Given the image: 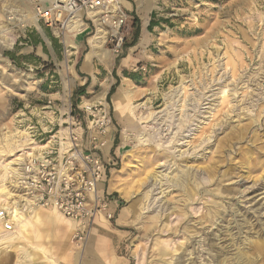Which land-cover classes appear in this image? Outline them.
<instances>
[{
  "label": "rangeland",
  "instance_id": "374dc122",
  "mask_svg": "<svg viewBox=\"0 0 264 264\" xmlns=\"http://www.w3.org/2000/svg\"><path fill=\"white\" fill-rule=\"evenodd\" d=\"M124 2L132 5L123 6L125 39L139 26L137 44L116 54L106 38L85 68L95 28L66 54L50 29L25 19L26 0H0L1 21L14 6L26 12L15 45L0 43V183L8 190L0 205L11 197L2 165L19 163L26 147L60 141L72 119L88 145L85 107L97 105L111 117L103 157L130 193L123 198L110 183L121 256L130 264H264V0ZM9 138L22 144L15 152ZM188 171L191 188H182L176 180ZM123 208L125 223L116 225ZM60 222L63 234L33 231L0 264L27 253L31 264H78L90 239L76 247L74 227Z\"/></svg>",
  "mask_w": 264,
  "mask_h": 264
},
{
  "label": "built area",
  "instance_id": "2783aa9c",
  "mask_svg": "<svg viewBox=\"0 0 264 264\" xmlns=\"http://www.w3.org/2000/svg\"><path fill=\"white\" fill-rule=\"evenodd\" d=\"M37 23L45 25L62 44L68 54L72 41L81 35L82 24L90 29L102 27L111 50L120 54L128 32V15L122 0H26ZM23 12L12 7L0 20V43L15 45L13 29L24 24ZM26 36V35H24ZM73 53V52H72ZM93 117L89 142L85 145L82 125L72 119V127L60 141L47 140V147L32 154L24 153L15 169L7 175V185L13 195L0 206V222L6 231L15 229L16 209L30 212L36 207H53L63 216L77 223L73 243L82 249L88 241L96 217L108 211L111 194L100 183L107 177L112 161L103 157L111 117L97 105L86 106ZM27 151V150H26Z\"/></svg>",
  "mask_w": 264,
  "mask_h": 264
},
{
  "label": "bare ground",
  "instance_id": "6f19581e",
  "mask_svg": "<svg viewBox=\"0 0 264 264\" xmlns=\"http://www.w3.org/2000/svg\"><path fill=\"white\" fill-rule=\"evenodd\" d=\"M125 3H127V2H125ZM24 17H25V19H27V21H30L32 23L37 24V19L34 17L33 14H31L30 16H29V14L28 15H24ZM87 26L88 25H86V24H82V28L83 29H82L81 34L83 33V31L86 29ZM106 33H107L106 30L104 28H102V27L99 26L98 29H97V32L90 38V44H91V48L92 49L85 56L84 63H83V66L85 68H88L90 66L91 59H92L93 56L99 57L101 55V50H102L103 44L106 42ZM122 95H124V90L121 87L119 89V93L117 94V97L122 96ZM24 135L26 136V138H28V140L31 137L30 133L27 132V131H26V133H24ZM14 136L16 137V134H14ZM20 137H22V136H20ZM10 138H9V142L7 144L8 145V148H9V152H15L16 151L15 148L21 146L22 144H20L19 142H17L19 140H14L13 139L14 140L13 141ZM25 140H27V139H25ZM33 143H34L33 141L30 142V144H33ZM106 143H107V140H106ZM106 143H105V145H106ZM46 147H47L46 144H34L31 147H26L23 150H27V151L24 152L25 154H27V152L29 154H32L35 151L42 150V149H44ZM21 150L22 149H19L17 151H21ZM2 151L4 152V150H2V148L0 147V152H2ZM23 154H21V155H23ZM22 158L23 157L20 156L17 159L21 160ZM14 164H17V163H13V164L12 163L11 164L8 163V164L2 165V168L3 169H7L6 174L9 173V172H11L12 169H15L14 166H13ZM188 170H190V169H188ZM187 174L188 175L186 176V178L185 177L184 178L182 177L181 180L178 179V178H175V179H178V180H176V183L177 184H180L179 181L183 182V183L180 184L182 186V188H191L190 187L191 186L190 185L191 183H190L189 178L192 177L191 176L192 174L190 173V171H188ZM4 185H5V183H3V182L0 183V199H1V196H7L8 195V190L6 189V186H4ZM111 189L112 190H116L117 192H119L120 195L123 198H126L130 194L129 191H127V189L125 187H123L120 184H117L114 181V179H111ZM10 196L12 197L13 195L10 193ZM7 201H5V202H7ZM1 205H4V203H2ZM50 211L51 212L48 213V214L44 213L43 212V207H36V208L32 209L30 212H19L18 209H16V211H15L16 214H15V218L14 219H15V229H16V227H18L17 230L14 229L12 231H6L4 229L2 223L0 222L1 226L6 231V232H3L2 229H1V227H0V260L2 258H5V260L8 261V259H10V256H11L9 253L11 252V250L13 249V247H15V246H18L19 248H21L23 250L24 249V246H23L22 243H23L24 239L26 237H29L30 234H31V232H33V231L34 232L36 231V235L39 236V238L42 235H45L48 231H50V229L52 227L53 228H56L55 231L57 230L58 233H62L63 234V232L65 230L63 229V226H62V224L60 222V216L57 213L58 210L56 211L55 208H53ZM101 213L106 214V211L105 212H101ZM66 219H68V218H66ZM68 220H70V219H68ZM73 223H74V225L73 224H71V225L74 227L75 226V222H73ZM74 229H75V227H74ZM17 231H19V233H17ZM63 236H65V235H63ZM36 241H37V239H36ZM87 242H86V244H87ZM38 244H40V243L38 242ZM27 251H28V249H27ZM27 251H23V252H26L27 253ZM11 261H12V258H11ZM32 261H33L32 256L28 255V253H27L26 256H19V257L15 258V261L13 262V264H31ZM1 264H10V262H3Z\"/></svg>",
  "mask_w": 264,
  "mask_h": 264
},
{
  "label": "crops",
  "instance_id": "0c3cea01",
  "mask_svg": "<svg viewBox=\"0 0 264 264\" xmlns=\"http://www.w3.org/2000/svg\"><path fill=\"white\" fill-rule=\"evenodd\" d=\"M123 6L127 11H131L132 5L130 3H125L123 0ZM102 153H104L103 149ZM112 172L113 168L110 167L107 173V177L100 183V187H104L106 193L108 194H112V191L110 192V183L111 179L113 178ZM110 199L111 200L108 210L115 214L118 208V203L114 200V197L111 196ZM43 212L48 214L51 211L50 209H43ZM57 213L59 216L65 218L58 211ZM127 214L128 209L123 208L118 216L116 225H122V222L125 223V218L127 217ZM65 220L74 225V221L72 222V220L70 221L66 218ZM77 226L78 225L75 222V229L77 228ZM91 232L92 233L89 237L90 240L88 239L89 242L86 248L87 254L83 259H81V261L80 259L77 261L78 264H130L125 257L119 254V246L114 243V239L117 237V231L112 227L111 220L107 217L106 214L101 213L96 217L95 225L93 226ZM70 253H72V250ZM75 259L77 260V258Z\"/></svg>",
  "mask_w": 264,
  "mask_h": 264
},
{
  "label": "trees",
  "instance_id": "16d2710c",
  "mask_svg": "<svg viewBox=\"0 0 264 264\" xmlns=\"http://www.w3.org/2000/svg\"><path fill=\"white\" fill-rule=\"evenodd\" d=\"M153 24L154 23L151 22V24L148 26V28L151 29L152 26H153ZM139 31H140V27L138 26V27L135 28L134 37H133L132 41L128 42L125 39V42H124L125 47H131V46H134V45L137 44L138 37H139ZM29 39H30V35H28L27 40H29ZM115 90H116V85H114V86L111 87V89H110V91L108 93V97H107L108 100H110L111 96L115 93ZM83 91H84V88L81 89V91H79V94L82 95L83 94Z\"/></svg>",
  "mask_w": 264,
  "mask_h": 264
}]
</instances>
